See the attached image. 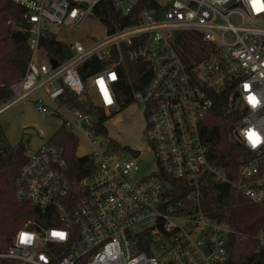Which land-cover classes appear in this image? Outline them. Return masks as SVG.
<instances>
[{
    "label": "built area",
    "instance_id": "1",
    "mask_svg": "<svg viewBox=\"0 0 264 264\" xmlns=\"http://www.w3.org/2000/svg\"><path fill=\"white\" fill-rule=\"evenodd\" d=\"M12 1L26 11L20 27L29 32L31 57L0 113L25 102L42 113L63 107L73 116L65 118L64 127L89 136L97 125L93 110L70 107L64 91L109 117L118 111L121 66L143 62L148 82L131 96L144 105V132L155 167L141 173V151L121 160L107 140L102 150L89 153L94 170L71 179L60 149L43 143L27 154L14 184L17 200L36 208L41 220L26 219L0 257L21 264H224L234 230L206 216L200 189L210 176L264 208V10L254 8L253 0H110L118 14L135 21L110 30L93 14L100 0ZM255 2L264 5V0ZM89 18L102 34L67 44L71 56L52 66L54 59L40 49L41 39L53 35L49 26L80 27ZM180 32L198 36L199 59H181ZM91 58L101 66L84 79L79 68ZM222 91L242 109L231 135L249 152L234 180L208 160L200 137L213 97ZM37 93L54 108L41 99L31 101ZM252 132L260 139L255 147ZM258 243L264 246V235Z\"/></svg>",
    "mask_w": 264,
    "mask_h": 264
},
{
    "label": "trees",
    "instance_id": "2",
    "mask_svg": "<svg viewBox=\"0 0 264 264\" xmlns=\"http://www.w3.org/2000/svg\"><path fill=\"white\" fill-rule=\"evenodd\" d=\"M25 9L12 0L0 4V104L11 97L10 86L20 80L27 69L31 57L27 40L29 32L20 24L24 22ZM94 16L110 30H114L135 21L129 16L118 14L110 0H100L94 7ZM23 26V25H22ZM28 28L24 25V29ZM178 51L183 61L199 59L197 52L202 44L193 32H180L176 35ZM43 56L58 63L71 56L66 43L58 41L53 35L46 34L40 41ZM100 63L91 58L80 66L85 79L100 69ZM122 79L115 86L118 110L132 100V92L140 90L148 82L150 71L143 62H125L120 68ZM65 103L81 110H93L99 123L92 127L96 133H106L103 123L108 116L96 106H87L78 100L68 89L64 91ZM243 112L231 95L222 91L213 97V105L206 113L200 125V137L208 148V160L221 168L226 176L234 180L240 163L248 157L244 145L233 139L232 129L239 123ZM56 145L66 163V175L78 179L94 170L95 164L90 154L76 155L77 136L62 124L47 141ZM115 151L120 147L109 140ZM27 150L22 140L9 143L0 125V253L11 245L14 235L28 218L39 220L38 210L27 203L17 200L14 192L15 178L25 163ZM200 204L206 216L214 221L229 225L234 234L230 235L226 245L227 256L224 264H264V246L258 243V237L264 235V208L248 203L229 183L208 176L200 189ZM41 220V219H40ZM46 225L51 223L42 220ZM0 264H21L12 259L1 258Z\"/></svg>",
    "mask_w": 264,
    "mask_h": 264
},
{
    "label": "rangeland",
    "instance_id": "3",
    "mask_svg": "<svg viewBox=\"0 0 264 264\" xmlns=\"http://www.w3.org/2000/svg\"><path fill=\"white\" fill-rule=\"evenodd\" d=\"M3 1L0 0V4ZM49 31L58 41L66 44L74 41L85 43L93 32L97 36L102 34L101 28L91 18L87 19L80 27L50 25ZM37 99H41L42 103L47 107L54 108V104L42 93L35 94L31 101ZM3 104H0V106ZM58 112L48 111L42 113L31 102L20 103L0 113V125L10 144L15 145L22 140L26 146L27 153H30L35 148L46 143L63 124L65 118L73 119L71 113L63 107H60ZM103 126L106 130L105 134H95V131L91 130L89 136L83 131L73 129L74 134L78 138L77 156L89 154L94 149L102 150L105 147V142L112 140L120 147V150L116 152L121 160L132 159V156L125 150V148L129 147L142 152L137 159L141 173L154 169L155 166L148 151L144 132L146 119L143 103L137 101L127 103L123 108L109 116ZM92 140L95 142L92 143Z\"/></svg>",
    "mask_w": 264,
    "mask_h": 264
},
{
    "label": "snow or ice",
    "instance_id": "4",
    "mask_svg": "<svg viewBox=\"0 0 264 264\" xmlns=\"http://www.w3.org/2000/svg\"><path fill=\"white\" fill-rule=\"evenodd\" d=\"M253 6L254 8H258V9H261V10H264V5H258L255 0H253ZM252 102H253V105L255 106V100L254 98L252 99ZM249 139L252 141V144L253 146L255 147L257 143L260 142V139L259 137L254 133H249ZM53 235H56V236H63L62 233H53Z\"/></svg>",
    "mask_w": 264,
    "mask_h": 264
},
{
    "label": "water",
    "instance_id": "5",
    "mask_svg": "<svg viewBox=\"0 0 264 264\" xmlns=\"http://www.w3.org/2000/svg\"><path fill=\"white\" fill-rule=\"evenodd\" d=\"M57 65V62L55 60H52V66H56ZM64 99V98H63ZM90 115H91V119H92V122L93 124H98L99 123V119L97 118L95 112L91 111L90 112ZM125 150L131 154L133 157H136L138 155V152L134 149H131L129 147L125 148Z\"/></svg>",
    "mask_w": 264,
    "mask_h": 264
},
{
    "label": "clouds",
    "instance_id": "6",
    "mask_svg": "<svg viewBox=\"0 0 264 264\" xmlns=\"http://www.w3.org/2000/svg\"><path fill=\"white\" fill-rule=\"evenodd\" d=\"M258 9V8H257Z\"/></svg>",
    "mask_w": 264,
    "mask_h": 264
}]
</instances>
